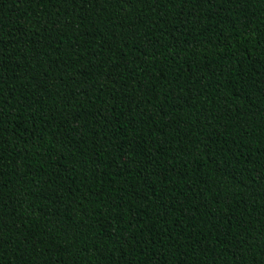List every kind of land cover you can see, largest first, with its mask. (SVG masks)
Here are the masks:
<instances>
[{"label": "trees", "instance_id": "obj_1", "mask_svg": "<svg viewBox=\"0 0 264 264\" xmlns=\"http://www.w3.org/2000/svg\"><path fill=\"white\" fill-rule=\"evenodd\" d=\"M0 264H264V0H0Z\"/></svg>", "mask_w": 264, "mask_h": 264}]
</instances>
